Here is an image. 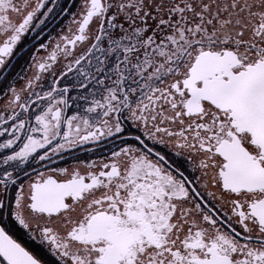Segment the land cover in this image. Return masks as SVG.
I'll list each match as a JSON object with an SVG mask.
<instances>
[{"label": "snow or ice", "instance_id": "6c2138e0", "mask_svg": "<svg viewBox=\"0 0 264 264\" xmlns=\"http://www.w3.org/2000/svg\"><path fill=\"white\" fill-rule=\"evenodd\" d=\"M50 3L0 0V264H264V0Z\"/></svg>", "mask_w": 264, "mask_h": 264}, {"label": "flooded vegetation", "instance_id": "af4514ba", "mask_svg": "<svg viewBox=\"0 0 264 264\" xmlns=\"http://www.w3.org/2000/svg\"><path fill=\"white\" fill-rule=\"evenodd\" d=\"M78 3L79 0H76ZM45 3L51 7L50 0H45ZM59 3L62 6H67L72 8L74 11L75 8L73 7V0H59ZM47 9H41V13L43 11H46ZM40 15V13H38ZM47 19L48 23V34H51L53 36H56L58 33H61L62 31L67 30L68 22L71 19L70 15L64 14L62 16L58 17H53L51 14ZM32 39V34L28 33L26 36L23 38V43L29 44ZM26 67V65H25ZM22 83V82H20ZM19 86V85H18ZM3 86L0 85V103L3 102ZM76 93L73 91L70 93V95H75ZM74 110V105L69 108L68 114H71V112ZM116 143H119L118 141ZM110 145L106 141H100L99 145L92 144V143H86L85 145L72 149L69 153L64 154V160H56L55 163L58 166H66V164H71L74 162L73 156L78 157L79 159L82 160H92V159H97L101 155H108V153L105 151V149L109 148Z\"/></svg>", "mask_w": 264, "mask_h": 264}]
</instances>
